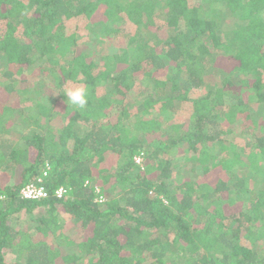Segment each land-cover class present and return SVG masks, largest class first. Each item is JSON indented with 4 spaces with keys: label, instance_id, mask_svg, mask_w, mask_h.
<instances>
[{
    "label": "trees",
    "instance_id": "obj_1",
    "mask_svg": "<svg viewBox=\"0 0 264 264\" xmlns=\"http://www.w3.org/2000/svg\"><path fill=\"white\" fill-rule=\"evenodd\" d=\"M0 264H264V0H0Z\"/></svg>",
    "mask_w": 264,
    "mask_h": 264
},
{
    "label": "clouds",
    "instance_id": "obj_2",
    "mask_svg": "<svg viewBox=\"0 0 264 264\" xmlns=\"http://www.w3.org/2000/svg\"><path fill=\"white\" fill-rule=\"evenodd\" d=\"M63 94L68 102L76 108L83 109L88 104V89L83 85L69 86Z\"/></svg>",
    "mask_w": 264,
    "mask_h": 264
},
{
    "label": "built area",
    "instance_id": "obj_3",
    "mask_svg": "<svg viewBox=\"0 0 264 264\" xmlns=\"http://www.w3.org/2000/svg\"><path fill=\"white\" fill-rule=\"evenodd\" d=\"M58 195L62 192V189H59ZM21 193L26 198H39L41 196H45V191L43 187H37L34 185H27L24 188H22Z\"/></svg>",
    "mask_w": 264,
    "mask_h": 264
},
{
    "label": "rangeland",
    "instance_id": "obj_4",
    "mask_svg": "<svg viewBox=\"0 0 264 264\" xmlns=\"http://www.w3.org/2000/svg\"><path fill=\"white\" fill-rule=\"evenodd\" d=\"M112 163V162H111ZM187 168H190L191 173L190 174H194L195 172L197 173V171L195 169H191V165H187ZM23 219V216H21ZM8 260L10 261H15L18 260V258L15 256V252L11 251L8 255H7Z\"/></svg>",
    "mask_w": 264,
    "mask_h": 264
}]
</instances>
